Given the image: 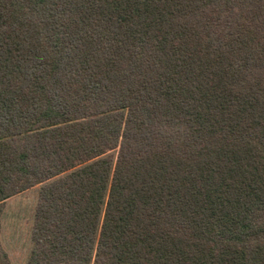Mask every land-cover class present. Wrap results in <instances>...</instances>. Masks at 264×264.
<instances>
[{
	"label": "trees",
	"instance_id": "1",
	"mask_svg": "<svg viewBox=\"0 0 264 264\" xmlns=\"http://www.w3.org/2000/svg\"><path fill=\"white\" fill-rule=\"evenodd\" d=\"M14 218L68 226L35 264H264V0H0V264Z\"/></svg>",
	"mask_w": 264,
	"mask_h": 264
},
{
	"label": "rangeland",
	"instance_id": "2",
	"mask_svg": "<svg viewBox=\"0 0 264 264\" xmlns=\"http://www.w3.org/2000/svg\"><path fill=\"white\" fill-rule=\"evenodd\" d=\"M9 215L14 217V213L10 212ZM15 221V218L10 220L5 230V238L13 248L12 255L17 264H35L37 261L49 263L59 258L60 254L69 252L74 245V242L70 241L71 234L66 232L68 226H60L54 219L52 220L54 225L47 227L52 230L51 236H44L43 230L33 222L16 226Z\"/></svg>",
	"mask_w": 264,
	"mask_h": 264
}]
</instances>
